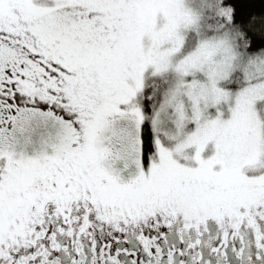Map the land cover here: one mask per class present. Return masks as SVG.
<instances>
[{"label": "snow or ice", "instance_id": "snow-or-ice-1", "mask_svg": "<svg viewBox=\"0 0 264 264\" xmlns=\"http://www.w3.org/2000/svg\"><path fill=\"white\" fill-rule=\"evenodd\" d=\"M0 264H264V0H0Z\"/></svg>", "mask_w": 264, "mask_h": 264}]
</instances>
